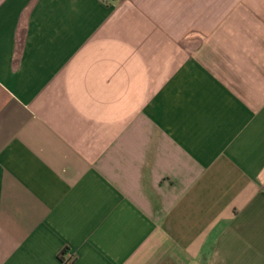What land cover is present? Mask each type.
Segmentation results:
<instances>
[{
  "label": "crops",
  "instance_id": "0c3cea01",
  "mask_svg": "<svg viewBox=\"0 0 264 264\" xmlns=\"http://www.w3.org/2000/svg\"><path fill=\"white\" fill-rule=\"evenodd\" d=\"M0 264H264V0H0Z\"/></svg>",
  "mask_w": 264,
  "mask_h": 264
},
{
  "label": "built area",
  "instance_id": "2783aa9c",
  "mask_svg": "<svg viewBox=\"0 0 264 264\" xmlns=\"http://www.w3.org/2000/svg\"><path fill=\"white\" fill-rule=\"evenodd\" d=\"M104 3H110L112 0H102Z\"/></svg>",
  "mask_w": 264,
  "mask_h": 264
}]
</instances>
